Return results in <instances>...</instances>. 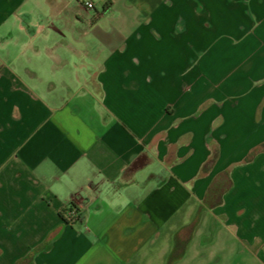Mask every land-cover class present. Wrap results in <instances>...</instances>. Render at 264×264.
I'll list each match as a JSON object with an SVG mask.
<instances>
[{"label":"crops","instance_id":"0c3cea01","mask_svg":"<svg viewBox=\"0 0 264 264\" xmlns=\"http://www.w3.org/2000/svg\"><path fill=\"white\" fill-rule=\"evenodd\" d=\"M0 264H264V0H0Z\"/></svg>","mask_w":264,"mask_h":264},{"label":"water","instance_id":"95a60500","mask_svg":"<svg viewBox=\"0 0 264 264\" xmlns=\"http://www.w3.org/2000/svg\"><path fill=\"white\" fill-rule=\"evenodd\" d=\"M144 157H139L132 165H131V168L130 170L133 171V170H136L137 168H140L143 163H144Z\"/></svg>","mask_w":264,"mask_h":264},{"label":"built area","instance_id":"2783aa9c","mask_svg":"<svg viewBox=\"0 0 264 264\" xmlns=\"http://www.w3.org/2000/svg\"><path fill=\"white\" fill-rule=\"evenodd\" d=\"M84 6H85V8L86 9H88V10H91V9H93V4L91 3V2H86V3H84Z\"/></svg>","mask_w":264,"mask_h":264},{"label":"trees","instance_id":"16d2710c","mask_svg":"<svg viewBox=\"0 0 264 264\" xmlns=\"http://www.w3.org/2000/svg\"><path fill=\"white\" fill-rule=\"evenodd\" d=\"M62 219H63V221H64V222H66V223H69V222H71V218H70V219H69V218H68V219H66L65 217H62Z\"/></svg>","mask_w":264,"mask_h":264},{"label":"rangeland","instance_id":"374dc122","mask_svg":"<svg viewBox=\"0 0 264 264\" xmlns=\"http://www.w3.org/2000/svg\"><path fill=\"white\" fill-rule=\"evenodd\" d=\"M212 54L215 55V54H217V53H216V52H213ZM218 54H220V53H218ZM215 56H216V55H215ZM219 69H220V68H219Z\"/></svg>","mask_w":264,"mask_h":264}]
</instances>
